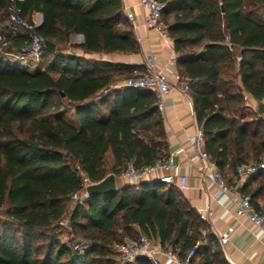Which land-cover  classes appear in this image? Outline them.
Listing matches in <instances>:
<instances>
[{"label":"trees","instance_id":"1","mask_svg":"<svg viewBox=\"0 0 264 264\" xmlns=\"http://www.w3.org/2000/svg\"><path fill=\"white\" fill-rule=\"evenodd\" d=\"M160 1L210 160L224 177L227 167L261 162L264 118L247 110L242 88L264 99V0ZM12 3L24 18L42 14L36 30L56 49L46 46L41 61L30 65L5 62L0 53V264H116L113 243L141 233L164 247L180 246L183 260L197 245L190 264H228L216 235L179 189L157 179L91 195L69 210L84 177L98 182L120 176L128 163L168 158L164 119L152 90L113 88L99 96L142 67L62 50L137 52L122 0H0L4 49L20 54L29 38L13 33ZM71 33L82 34L83 43L68 45ZM66 104L77 124L64 117ZM243 189L253 204L264 192V168ZM66 229L69 242L60 239ZM78 237L88 244L82 253L70 245Z\"/></svg>","mask_w":264,"mask_h":264},{"label":"crops","instance_id":"2","mask_svg":"<svg viewBox=\"0 0 264 264\" xmlns=\"http://www.w3.org/2000/svg\"><path fill=\"white\" fill-rule=\"evenodd\" d=\"M122 4L124 15L128 18L132 26L133 36L139 45L137 52H86L80 47L71 46L63 48V52H74V54L87 59L103 60L121 65H138L143 68L145 55L151 50L157 55L159 64L167 63L177 70V54L169 35L160 34L156 29L148 28L144 25L145 9L140 5L139 0H122ZM32 17H35L40 23L42 22L41 13L36 12ZM83 41L84 37L82 34L71 33L68 45L81 44ZM239 57L237 56V61L240 60ZM234 67L235 72H237L238 63ZM236 82L242 87L239 74L236 76ZM242 94L247 110L262 115L264 118V113L259 114L256 110L258 100L243 88ZM163 103L164 109L160 112L164 119L168 152L176 153V159L188 179L187 187L179 190L182 197L198 213L202 208H211L213 216L208 221H204V223L207 230L216 235L219 247L228 264H264V230L256 226L251 220L238 215L235 204V199L241 195H251L247 194L243 189L246 180L240 183L235 169L227 167L224 173L230 190L227 194L216 197L217 188L209 182H204L200 176L203 170L202 162L198 159L190 160L195 149L188 142L189 138L201 128L190 94L174 90L164 97ZM67 106L65 110L69 109V113L73 116V120H69L77 124L73 106L71 104H67ZM262 160H264V157H262ZM155 177H157V174L144 181L156 180ZM116 184L117 188H119L127 184L132 185L133 182L120 175L116 176ZM255 185V182H251L248 185V189L254 188ZM253 204L258 210H264V192L253 198ZM220 236H226L228 241L220 243ZM161 262L162 264H169L165 257L161 258Z\"/></svg>","mask_w":264,"mask_h":264},{"label":"built area","instance_id":"3","mask_svg":"<svg viewBox=\"0 0 264 264\" xmlns=\"http://www.w3.org/2000/svg\"><path fill=\"white\" fill-rule=\"evenodd\" d=\"M140 5L145 9L144 25L148 28L156 29L160 34H167V26L162 21V11L166 6V2L160 0H139ZM10 21L13 25L14 34H25L29 38L28 47L20 54L6 51L4 46L7 44L6 36L0 34V53L1 58L5 62H18L22 65H30L31 62H40L43 57L46 43L44 38L37 32L36 28L40 22L32 17L31 20L24 18L20 14V9L11 4L9 9ZM226 43L231 46L228 37ZM239 59H241L239 57ZM110 87L113 88H133V89H149L157 95V107L160 111L164 109L163 99L174 90L180 92H188V83L182 81L177 70L169 66L167 63L159 64L157 55L153 51H148L145 55L143 69H135L133 75L116 81ZM195 149L194 154L190 157L191 161L200 160L203 170L200 176L204 182H209L217 188L216 197L227 194L230 187L224 175L217 168L214 161L210 160L208 152L205 148V140L202 129L189 138L188 141ZM264 168V160L257 163H243L236 167L237 179L243 183L251 175ZM159 173V174H158ZM157 174V180L168 185H174L179 190L187 187V175L182 172L181 165L176 159V153H170L166 159H158L152 164L142 167H136L132 163H128L125 171L121 176L130 179L133 184L138 187L141 181L146 180ZM94 182L87 177L83 178V189L71 195L73 203H83L91 194L87 190V186ZM238 215L251 220L256 226L264 230V210H258L251 202L248 195H241L235 199ZM199 219L208 221L213 216V211L209 207L199 210ZM67 219L60 222L66 225ZM228 238L220 236V243H226ZM87 242H76L73 245L75 250L84 252ZM196 246L188 250L186 258L183 260L179 256L180 246L164 247L159 240H155L141 233L135 239H125L116 241L112 245V250L116 258V264H134L138 258H145L151 264H162L161 258L165 257L169 264H190L189 260L196 252Z\"/></svg>","mask_w":264,"mask_h":264},{"label":"water","instance_id":"4","mask_svg":"<svg viewBox=\"0 0 264 264\" xmlns=\"http://www.w3.org/2000/svg\"><path fill=\"white\" fill-rule=\"evenodd\" d=\"M45 43L51 50L56 49V45L53 42L45 40ZM256 110L259 114L264 113V99L258 100ZM87 190L91 195L115 192L117 190L116 175L109 173L102 180L88 185Z\"/></svg>","mask_w":264,"mask_h":264},{"label":"rangeland","instance_id":"5","mask_svg":"<svg viewBox=\"0 0 264 264\" xmlns=\"http://www.w3.org/2000/svg\"><path fill=\"white\" fill-rule=\"evenodd\" d=\"M50 57H51V56H49V55L46 56V58L48 59V61L51 59ZM111 89H113V87H110L109 89L102 91V92L99 94V96H103V95L107 94V92H109ZM65 106L68 107L67 104H66ZM68 110H69V109H66V110L64 111L63 115H64V117L67 118L68 120H69V119L73 120V116L69 113ZM106 160H107V162H108V159H106ZM72 206H73V201H71V203H70V207H69V210H70V211H71ZM3 218H4V215H3L2 213H0V220H2ZM69 238H70V234H69V232H67V229H66L65 231H63L62 234H60V239H61L62 241H64V242H69ZM84 241H85L84 239L78 237L75 241H71V242H70V245H73L74 242L76 243V242H84ZM75 243H74V244H75Z\"/></svg>","mask_w":264,"mask_h":264}]
</instances>
